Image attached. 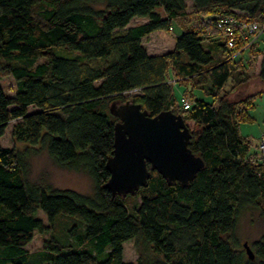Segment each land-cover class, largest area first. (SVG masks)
Masks as SVG:
<instances>
[{
  "label": "trees",
  "instance_id": "trees-1",
  "mask_svg": "<svg viewBox=\"0 0 264 264\" xmlns=\"http://www.w3.org/2000/svg\"><path fill=\"white\" fill-rule=\"evenodd\" d=\"M236 13L264 25V0H0V72L17 85L13 97L0 86V141L14 122L12 138L26 146L0 143V264H264V235L253 260L235 236L246 209L264 218V155L241 133L264 96V58L249 72L263 52L243 37L230 49L216 27ZM174 25L175 49L150 55L144 39ZM244 45L250 60L234 56ZM175 83L188 85L189 110ZM129 101L152 117H184L205 164L188 186L148 164V186L135 194L106 187L118 121L110 107ZM38 148L88 173L93 194L31 184L24 157ZM36 232L49 238L29 254ZM129 241L136 263L124 261Z\"/></svg>",
  "mask_w": 264,
  "mask_h": 264
},
{
  "label": "water",
  "instance_id": "water-1",
  "mask_svg": "<svg viewBox=\"0 0 264 264\" xmlns=\"http://www.w3.org/2000/svg\"><path fill=\"white\" fill-rule=\"evenodd\" d=\"M110 111L118 121L114 126V153L106 168L110 178L106 187L112 194L126 197L148 186L152 173L148 164L169 184L183 186L196 177L205 164L189 148L191 133L181 114L165 111L152 117L131 101L115 102ZM248 257L255 255L245 243Z\"/></svg>",
  "mask_w": 264,
  "mask_h": 264
},
{
  "label": "rangeland",
  "instance_id": "rangeland-1",
  "mask_svg": "<svg viewBox=\"0 0 264 264\" xmlns=\"http://www.w3.org/2000/svg\"><path fill=\"white\" fill-rule=\"evenodd\" d=\"M190 7L192 3L188 1ZM157 11L162 12L161 8ZM145 20L134 19L132 25L141 24ZM182 34V30L174 25L171 31H157L149 35L144 39V45L151 51V53H157L159 55L171 52L175 49L176 38ZM218 35V34H217ZM221 35V33L219 34ZM261 35V36H260ZM251 40L257 44V50H261L264 53V33L259 32V37H252ZM262 45V48L260 46ZM247 47V46H246ZM245 45L242 48L237 49L234 52L235 58H249V49ZM257 57L255 62H252L249 72L257 75L260 72V66L264 58V54ZM245 60V59H244ZM170 79H174L170 76ZM175 81V80H173ZM175 94L179 101L181 100V106H183V99L192 101L186 95L187 84L175 83ZM0 86L11 97L16 94L17 85L12 76L5 72H0ZM230 83L227 88H230ZM199 96H205L204 92H197ZM180 102V101H179ZM255 117V121L252 123H243L241 125V133L249 137L252 144L259 143V139L264 136V97L258 100V107L255 112H252ZM14 122H11L5 135L2 137L0 143L3 147L9 149H18L19 151L26 150V146L23 144H17L12 138V127ZM262 132V135L257 139ZM39 149V148H38ZM254 149V146H253ZM26 165V176L31 184H36L44 188L51 190H73L85 195H92L94 191V183L88 173L83 170H71L57 164L44 149L29 150L24 157ZM44 223L51 226L43 213L39 214ZM264 235V218L260 212L255 209H246L238 217L237 228L235 236L239 241V244L244 248V244L247 243L250 247L254 242L258 241ZM49 238V234H41L36 232L31 244L26 247L29 254H37L42 251L43 243ZM139 258V253L135 247L134 241H129L124 244V261L136 263Z\"/></svg>",
  "mask_w": 264,
  "mask_h": 264
},
{
  "label": "built area",
  "instance_id": "built-area-1",
  "mask_svg": "<svg viewBox=\"0 0 264 264\" xmlns=\"http://www.w3.org/2000/svg\"><path fill=\"white\" fill-rule=\"evenodd\" d=\"M239 17H243V15L240 13H236V16L225 15L221 17L216 23L217 30L227 41L228 47L230 49L236 48V43L239 37L249 40L248 44H251L253 43L251 40L252 37L255 36L257 38L259 37V32L261 34L264 33V25H260L257 22H247L244 19L241 20ZM182 101V109L189 110L192 103L188 99H183ZM259 151L264 155V136L260 138Z\"/></svg>",
  "mask_w": 264,
  "mask_h": 264
},
{
  "label": "crops",
  "instance_id": "crops-1",
  "mask_svg": "<svg viewBox=\"0 0 264 264\" xmlns=\"http://www.w3.org/2000/svg\"><path fill=\"white\" fill-rule=\"evenodd\" d=\"M215 39V37H212V40H214ZM143 45H144V41H143ZM264 45V44H263ZM145 46V45H144ZM146 47V46H145ZM260 48H262V45L260 46ZM146 49H147V51H148V53L150 54V55H159V54H157V53H151V51L146 47ZM264 49V48H263ZM262 97H264V96H262ZM262 97H260V98H262ZM260 98H258L257 99V101L255 102V109L253 110V111H251V114H252V112H255L256 110H257V107H258V100L260 99ZM253 117H254V115H252ZM254 119H255V117H254ZM264 130H262V132H263ZM262 132L260 133V135H259V137L257 138V139H259L260 138V136L262 135ZM257 143V142H256Z\"/></svg>",
  "mask_w": 264,
  "mask_h": 264
}]
</instances>
